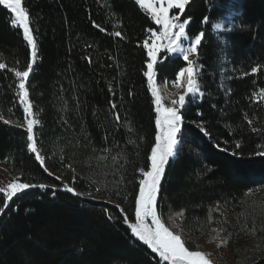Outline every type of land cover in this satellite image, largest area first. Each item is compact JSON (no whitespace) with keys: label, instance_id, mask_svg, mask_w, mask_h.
<instances>
[{"label":"trees","instance_id":"obj_1","mask_svg":"<svg viewBox=\"0 0 264 264\" xmlns=\"http://www.w3.org/2000/svg\"><path fill=\"white\" fill-rule=\"evenodd\" d=\"M22 6L38 49L26 82L39 121L33 135L52 175L27 149L12 69L26 70L30 48L0 5V163L22 183L46 186L16 195L0 214V264H169L133 236L115 207L135 222L139 169L150 167L155 144L143 47L154 21L136 0H22ZM188 17L190 38L205 33L196 54L203 94L188 96L180 109L181 144L166 165L157 212L168 227L179 216L189 250L201 238L223 235L233 238L234 264H264V212L260 194H251L264 182V156L257 155L264 152V0H191L182 19ZM184 66L181 57H167L156 78L174 81ZM64 183L88 195L69 193ZM241 231L256 233L250 252L234 243Z\"/></svg>","mask_w":264,"mask_h":264},{"label":"snow or ice","instance_id":"obj_2","mask_svg":"<svg viewBox=\"0 0 264 264\" xmlns=\"http://www.w3.org/2000/svg\"><path fill=\"white\" fill-rule=\"evenodd\" d=\"M136 2L142 9L148 12L151 20L154 21V26L147 30L150 34L151 42L146 39L143 43V47L147 50V71L144 72V75L147 77L151 95L154 98L156 135L155 144L152 146L149 156L150 167L148 170L144 168L139 169L142 178L138 180V193L134 198L135 222H130L129 216L124 212L123 208H120L119 205H115V207L119 208L123 215V221L129 227L133 236L147 245V247L150 248L153 253L157 254L161 260L168 261L170 264H211V261L205 259V253L189 251L185 246V241L181 239V236L175 234L173 230L165 226V223L157 212L158 195L166 165L168 161L177 154L181 144V139L179 138L182 136V116L180 114V109L185 106L188 96L192 94H203L198 86L194 61L189 57L194 53L198 54V46L201 45L205 33L201 31L195 34L194 38H190L187 34L186 26L191 23V18L182 19V17L185 16L186 6L191 3V0H136ZM0 5L10 10V16L12 17L11 26L22 29L23 38L30 48V62L27 64L26 70L18 71L13 68L12 71L15 77L18 78L17 95L19 103L23 106V111L25 113L28 141L27 149L30 153L35 154L36 161L45 172H48V168L45 166V158L36 147L33 127L38 124L39 121L30 118L33 115V105L29 100V91L26 87V82L34 69V64L38 56L36 38L30 27L29 12L22 6V0H0ZM173 10H178V12L174 15H170V12ZM208 20L209 18L207 16L203 18L204 22ZM93 26L98 29L101 28L95 21H93ZM221 26V23L213 25L214 29H219ZM101 30L103 31L104 29ZM114 34L117 37H121L122 35L120 31H116ZM185 41H188L187 46L184 44ZM165 49L168 54L180 53L182 60L186 64V66L180 67L175 73V80L173 81L176 87H184V93L180 94L178 99L172 100L171 106H165L162 103L160 93L157 88L153 86L156 66L164 63L167 59V57L159 58V54ZM85 59L89 63L92 62L91 57H85ZM4 68L5 65L0 63V69ZM256 71V68H252L253 73ZM185 80L186 86L182 83V81ZM111 107L115 109L116 105L114 102L111 104ZM2 119L3 117L0 116V120ZM115 119L119 121V113L115 114ZM249 123H251V121H249ZM21 127H23V125H21ZM201 131L203 132L204 129H201ZM205 134L207 133L205 132ZM217 147H219V145H217ZM239 147L240 145L236 144V148ZM233 155H235V153H233ZM257 155L264 156V152H259ZM48 174L52 175L51 172H48ZM54 178L56 180L61 179L59 176H55ZM32 187L45 188L46 186L44 184L32 185L14 181L8 185L7 189L0 188V194H3L4 197V207L0 208V214L5 211V208H7L9 201H11L13 197ZM52 190L54 193L55 187H53ZM63 190L76 196L88 195L87 193L76 191V189L70 187L68 183L63 184ZM109 219H111V216H109Z\"/></svg>","mask_w":264,"mask_h":264},{"label":"rangeland","instance_id":"obj_3","mask_svg":"<svg viewBox=\"0 0 264 264\" xmlns=\"http://www.w3.org/2000/svg\"><path fill=\"white\" fill-rule=\"evenodd\" d=\"M143 10L148 14V12L145 9ZM176 11L177 10L171 11L170 15H174L173 12H176ZM146 39L149 40V42H151L150 34H148ZM187 43L188 41L184 42L185 46H187ZM176 56L181 57V54L180 53L168 54L166 49L163 50L159 54V58L176 57ZM189 58L194 61V68L196 69V77H197L198 66L196 63V54L195 53L192 54ZM182 83L186 86V80L182 81ZM153 86L157 88L158 92L160 93L162 97V103L165 106H171V101L178 99L179 95L184 93V87H176L173 81L166 80L164 82H159L156 78V74L154 75V78H153ZM193 95H196V94H192V96ZM30 118L36 119L34 115H32ZM22 125L26 129V120L24 121V124ZM14 181L17 183H22L19 180L18 174L11 172L7 164L5 162H1L0 163V188L7 189L8 185ZM261 184H262V187L256 191H252L251 194H260L261 198L259 200V203H260V207L262 208V211L264 212V182ZM228 220L231 224H233L232 214L228 215ZM262 220L264 224V217L262 218ZM169 222H171V226L169 227L170 230H173L175 234L180 235L181 239L183 240L182 235L180 233V228H179V225H180L179 216L174 215L171 219H169ZM242 232L243 231H241L239 234H237L234 237V243L241 252H244V253L250 252L252 249H255L257 247L258 242H257V238H255L256 233L251 232V231H248L247 233L245 232L242 233ZM223 237H224L223 235L221 236L219 235L217 236L218 238L217 240H216V237L210 238L208 240L205 238H201L199 240L198 249L195 250L194 252L198 251V252L205 253L206 254L205 259L211 261V264H234V256L232 255V253H230L229 246H228V242L231 239L233 240V238H230V237L223 238ZM189 251H192V250H189ZM168 263L170 264V262Z\"/></svg>","mask_w":264,"mask_h":264}]
</instances>
